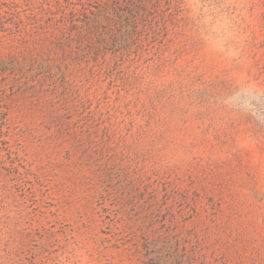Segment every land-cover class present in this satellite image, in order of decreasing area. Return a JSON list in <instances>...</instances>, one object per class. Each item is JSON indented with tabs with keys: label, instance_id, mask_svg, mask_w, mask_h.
<instances>
[{
	"label": "rangeland",
	"instance_id": "rangeland-1",
	"mask_svg": "<svg viewBox=\"0 0 264 264\" xmlns=\"http://www.w3.org/2000/svg\"><path fill=\"white\" fill-rule=\"evenodd\" d=\"M0 264H264V0H0Z\"/></svg>",
	"mask_w": 264,
	"mask_h": 264
}]
</instances>
